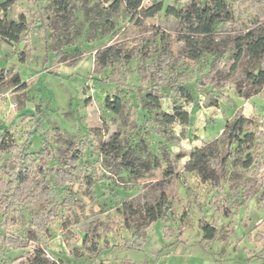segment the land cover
I'll return each instance as SVG.
<instances>
[{
    "label": "rangeland",
    "instance_id": "obj_1",
    "mask_svg": "<svg viewBox=\"0 0 264 264\" xmlns=\"http://www.w3.org/2000/svg\"><path fill=\"white\" fill-rule=\"evenodd\" d=\"M5 1L0 17L23 14L32 30L19 42L0 36V180L14 165L12 144L47 147L48 169L66 168L74 154L81 179L61 186L48 172L56 188L50 203L19 207L14 223L0 210V264H19L37 246L59 264H264V85L247 75L264 71V54L236 59V38L255 20L251 0H228L233 20L215 24L213 50L197 59L166 11L192 0H144L145 9L161 4L153 16L124 0L119 7L116 0ZM176 105L189 123L164 121ZM240 116L249 118L250 136L220 141L225 162L217 178L204 179L189 164ZM247 156L259 166L245 169ZM237 175L260 186L232 188ZM146 205L159 212L152 225ZM53 206L46 231L30 224ZM202 222L218 229L214 239H204ZM10 235L23 246L6 243ZM85 242L109 248L92 255Z\"/></svg>",
    "mask_w": 264,
    "mask_h": 264
},
{
    "label": "trees",
    "instance_id": "obj_2",
    "mask_svg": "<svg viewBox=\"0 0 264 264\" xmlns=\"http://www.w3.org/2000/svg\"><path fill=\"white\" fill-rule=\"evenodd\" d=\"M122 0H116V6L119 7ZM144 0H124L125 6L131 11H142L144 16H153L162 9L161 4H156L150 8H143ZM251 8L255 13V20L252 28L236 38V59L239 60L246 52L254 59H258L264 54V0H251ZM10 1L1 3L2 11H6L10 6ZM167 13L176 17L180 25V38L185 42L188 50V57L192 59L199 58L204 52H211L215 45L213 38L214 26L221 21L231 22L233 20V10L228 0H192L186 6L177 8L169 6ZM31 26L28 25L25 15H21L18 20H7L0 17V36L7 42H19L24 36L31 32ZM248 79L256 87L264 85V71L258 73L248 72ZM16 84L20 83L18 75L15 76ZM179 95L187 100H192L193 95L190 90L180 86ZM152 101H157V96L150 95ZM115 111H119L120 103L116 102L112 106ZM190 113L181 105L174 106L172 112L164 115V121L172 123L180 121L187 124L190 121ZM249 118L244 116L236 117L226 126L220 139L205 145L200 151L201 158L194 160L189 164L192 169L198 170L204 179H215L218 177L217 167L222 166L225 162L219 147V142L241 143L250 136L245 133V123ZM13 167L8 170V178L0 180V210L11 213L13 216H7V223L16 221L14 213L17 209L25 204L37 205L48 204L51 202L56 193V188L51 185L47 178L48 172H53L58 184L63 186L68 182L77 183L81 179V174L76 166V156L73 154L69 157L67 167L47 168V161L53 156L47 147L37 151H26L22 146L12 144L9 146ZM66 155V154H65ZM216 166L211 168V164ZM245 169L256 168L259 166L258 161L251 156L242 162ZM173 177L167 179V186H171ZM232 188L242 186L247 192L258 188L260 184L257 180L246 178L242 181L241 176H234L232 179ZM167 195L164 190L163 197ZM164 200V199H163ZM132 214L136 211L132 206L128 208ZM158 211L154 206L146 205L143 208V216L148 219V225L156 222ZM57 214V207L53 206L48 211H42L39 215L31 220V225L40 231H46L51 219ZM201 229L204 239H214L218 234V229L207 222H202ZM5 242L14 248L23 246V240L15 235L6 236ZM85 250L92 255H98L103 249L109 246L98 247L94 242H85ZM129 248H136L129 245ZM19 264H59L50 257L47 252L40 246L33 249L32 253Z\"/></svg>",
    "mask_w": 264,
    "mask_h": 264
}]
</instances>
